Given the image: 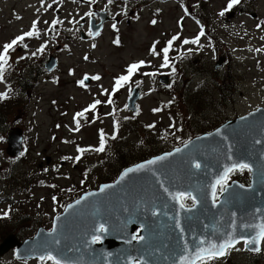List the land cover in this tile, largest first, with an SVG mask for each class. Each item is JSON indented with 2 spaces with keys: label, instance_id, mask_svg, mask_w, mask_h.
I'll return each instance as SVG.
<instances>
[{
  "label": "rangeland",
  "instance_id": "rangeland-1",
  "mask_svg": "<svg viewBox=\"0 0 264 264\" xmlns=\"http://www.w3.org/2000/svg\"><path fill=\"white\" fill-rule=\"evenodd\" d=\"M84 1L87 4L77 0H0V53L13 38L33 31L34 24L37 33L18 41L12 57L8 54L5 77L0 80V94H6V98H0V213L9 207L16 210L11 217L15 221L0 227L5 237L14 235L25 239L33 236L38 227L31 231L21 230L28 227L30 218L18 224L29 216L38 218L39 226L50 229L56 212L54 196L58 201L68 199L80 191L81 176L86 175L87 184L94 186L97 179L108 172L105 160L114 159L104 154L97 156L99 127L114 140L107 152L120 146L123 151L132 152L150 147L158 153L264 106L263 55L234 52L231 66L218 72L214 55L204 54L180 62L179 49L186 44L185 40L191 41L188 31L192 28L184 18L182 27L178 24L185 12L181 5L162 0H150L147 5L120 0ZM194 1L188 3L194 6L197 14L208 16L214 22L227 0H203L199 8ZM256 1L257 9L264 16V0ZM91 5L108 9L113 15L120 11L128 15L133 9L139 14L132 16V25L121 26L118 43L114 40L117 32L112 25H107L96 40H83L80 32L87 33V30L86 27L79 29L78 25L83 17L87 19L91 15ZM169 42L173 46L175 67H166L161 54V48ZM221 53L226 51L221 48ZM51 55L58 59L53 73L44 68ZM141 61L149 71L170 73L175 89L166 92L155 77L137 75L136 80L144 87L141 90L144 97L138 102L139 115L134 116L126 108L131 91L126 84L132 81L133 74L118 89L115 84L119 77L128 75L130 65ZM36 70L40 72L35 78L30 77ZM180 72L182 78H179ZM227 73L231 74L230 78ZM88 76L92 83L84 85L83 80ZM119 89L122 93L114 110L122 119L119 133L116 135V120L112 116L103 122L94 120L90 125L82 122L83 129L74 134V114L90 102L105 100ZM106 111L110 114L111 109ZM130 116L136 120L134 123L128 122ZM14 127L23 130L24 146L28 150L18 160H10L6 154V138ZM104 139L100 138L101 142ZM132 152L128 156L130 159L132 155L137 159L144 157V151ZM11 173L14 179L8 180ZM17 227L19 236L14 234ZM41 263L53 264L19 261L14 251L0 259V264ZM252 263L264 264V253L253 258L237 249L228 260L212 262Z\"/></svg>",
  "mask_w": 264,
  "mask_h": 264
},
{
  "label": "water",
  "instance_id": "water-1",
  "mask_svg": "<svg viewBox=\"0 0 264 264\" xmlns=\"http://www.w3.org/2000/svg\"><path fill=\"white\" fill-rule=\"evenodd\" d=\"M100 16L99 25L92 20L93 37L106 21L104 13ZM56 65L51 57L46 68L52 71ZM15 132L9 136L11 157L21 152L19 135L14 142ZM178 149L151 159L155 163H139L145 167L124 175L138 165L127 168L114 182L83 194L55 218V231L40 229L23 243L6 239L0 256L16 247L18 259L41 260L51 253L60 264H192L198 247L207 248L230 237L238 242L254 238L264 224V109L229 121ZM234 163L250 166L251 185L233 182L215 201L220 185L216 181ZM179 193L194 197L195 204L181 207ZM101 223L106 232L96 231ZM94 235L100 236V244L91 242ZM134 235L144 239L133 240ZM259 245L248 248L254 251ZM121 247L117 258H111L108 250Z\"/></svg>",
  "mask_w": 264,
  "mask_h": 264
},
{
  "label": "snow or ice",
  "instance_id": "snow-or-ice-1",
  "mask_svg": "<svg viewBox=\"0 0 264 264\" xmlns=\"http://www.w3.org/2000/svg\"><path fill=\"white\" fill-rule=\"evenodd\" d=\"M111 2V0H110ZM240 3V0H230V3H229V6L228 8L230 9L233 5L235 4H238ZM227 10V9H226ZM224 13L221 12V15H223ZM34 34H37L35 32V24L33 26V31H29L27 33H25L24 35L22 36H19L17 37L16 39H14L11 43H8L6 45H4V48H3V52L0 53V80L3 79V74H4V69H5V66L7 65L8 63V52L10 49H12L17 43L18 41H23L25 36H33ZM203 34V32H201V35ZM193 43L197 42V41H192ZM184 43H189V41L185 40ZM171 46V42H169V47ZM169 47H166L165 49H163V52H164V61H165V65H167V62H168V51H169ZM153 51H155V49H153ZM144 62L141 61L139 63H133L132 65L129 66V68L127 69V72H128V75H125V76H121L119 77L117 80H116V84H115V88L118 89L121 84L123 82H126L130 79V77L132 76V74L143 64ZM173 71H175V69H173ZM95 79H99V77H94ZM0 98H6V94H0ZM111 102V101H109ZM100 103L99 101H96L94 104H92L90 106L91 109H94L96 107V104ZM85 111H88L87 109ZM84 113L81 112V113H77V116H83ZM79 127V121H77V129ZM97 151H103V143L101 144V147L96 149ZM81 151H83V149H81ZM180 149H177V152H179ZM160 159H165V157H160ZM149 164H152V163H155V161H149L148 162ZM197 168L200 167L199 164H196L195 165ZM145 165H138L136 169H128L127 172H125L124 175H127L128 172H132V171H137L139 169H142L144 168ZM239 168L240 170H243L245 168H249L250 170V166L248 164H245V163H239V164H233L230 168H226L225 171H224V175L221 176L217 181H216V184H220L222 185L223 183L226 182L227 180V177H228V174L229 172L235 170ZM121 179H123V177H121ZM213 188H215V185H213ZM104 189L102 188L101 191H103ZM179 198L182 200L185 198V194L184 193H179ZM213 198H215V191H213ZM194 201H195V198L193 197L192 198ZM77 203H80V201H77ZM181 207H183V204H181ZM155 214V213H154ZM53 231H55V229H53ZM96 231L98 232H106L107 229L105 228L104 224L101 223L99 224L98 228L96 229ZM132 239L133 240H136V239H140V240H143L144 237L143 236H132ZM98 240H100V236H97V235H94L92 237V243H95L97 242ZM264 241V224H261L259 225V231L257 233V235L252 238V239H247L245 238L244 239V243L247 244V245H258L260 242ZM238 242L236 241L233 237H230L226 240H224L223 242L217 244V243H210L209 247L207 248H204V247H198L197 250H196V257H195V260L192 261V264H196V261H200L201 264H207L208 261H212V260H215L219 257H222V256H225L228 251L230 249L233 248L234 244ZM57 243H59L57 241ZM204 241H201V244H203ZM254 251H260V248L257 246L253 249ZM41 260H44V259H50V260H53L55 261V264H60V261L56 259V257H54L51 253H49L47 255V257H44V256H41L40 257ZM182 259H186V258H182Z\"/></svg>",
  "mask_w": 264,
  "mask_h": 264
},
{
  "label": "flooded vegetation",
  "instance_id": "flooded-vegetation-1",
  "mask_svg": "<svg viewBox=\"0 0 264 264\" xmlns=\"http://www.w3.org/2000/svg\"><path fill=\"white\" fill-rule=\"evenodd\" d=\"M134 2H140V3H145L147 5L148 1L150 0H133ZM245 0H243L241 2V5L237 6L235 11H232L229 13V15L223 17H219V19L226 24L227 26H229V33L231 35H239V34H244L245 39L247 40H251V39H264V16L261 15L262 12L260 9H257L258 7V3L256 0H246L245 4L243 5ZM235 8V7H234ZM97 11H101V10H97L96 6L93 8V12L90 16V20L91 18L94 16L95 12ZM109 13V11H107ZM136 14V11H132L130 12L129 16L131 18H134L132 16H134ZM236 14H241L243 16H238ZM235 15V16H234ZM125 17V13L121 12L118 16L114 17V28H118L121 26H126V25H132V22L130 20V18H124ZM84 20L86 21V18H84ZM250 22H252L251 24H256V27L243 33L244 29H246L245 26L251 25L249 24ZM85 24H87V21L84 23L83 26H85ZM89 26V25H88ZM87 26V28H89ZM237 34H234V33ZM222 56H219V59L222 60ZM225 58V63L228 62V59L226 57ZM223 66H224V60H223ZM219 70H217L218 72ZM221 71V70H220ZM227 75H229V78L231 77L230 73H227ZM247 255L253 257V258H259L261 257L262 254H249L247 253ZM252 264H259V263H252Z\"/></svg>",
  "mask_w": 264,
  "mask_h": 264
},
{
  "label": "trees",
  "instance_id": "trees-1",
  "mask_svg": "<svg viewBox=\"0 0 264 264\" xmlns=\"http://www.w3.org/2000/svg\"><path fill=\"white\" fill-rule=\"evenodd\" d=\"M112 140H109V143L107 145V150H108V146L110 145V143ZM106 150V153L104 155H106L108 158L110 159H114V160H105V164L106 166L108 167V172L104 174V176H100L97 181H96V185L94 186H91V185H88L87 183L82 186V188L80 189V191H87V190H91L93 188H96L100 183H105V182H109L113 179V177H115L117 175V173L124 169L127 165H129L128 163L133 161L135 159V161L137 160V157L132 155V159L128 158V156L130 155V153L132 151L130 150H122V148H120V146H118V148L116 150H113V148H110L109 151L107 152ZM140 151H144L143 153V156L146 157L148 156L149 152H150V149H143V150H140ZM138 151V152H140ZM147 151L148 153L146 154ZM138 152H132L133 154L135 153H138ZM117 167H119V169L117 170ZM110 168H111V171H110Z\"/></svg>",
  "mask_w": 264,
  "mask_h": 264
},
{
  "label": "bare ground",
  "instance_id": "bare-ground-1",
  "mask_svg": "<svg viewBox=\"0 0 264 264\" xmlns=\"http://www.w3.org/2000/svg\"><path fill=\"white\" fill-rule=\"evenodd\" d=\"M260 128V127H259ZM76 232V231H75ZM71 233H73L72 231H71ZM76 234H81L80 233V231L79 232H76ZM76 234H74V235H76ZM82 234H81V238H82ZM79 240V239H78ZM123 249V247H121V248H116V249H110V250H108L109 251V253L112 255V257L111 258H113V259H116L117 258V256L119 255V251H121Z\"/></svg>",
  "mask_w": 264,
  "mask_h": 264
}]
</instances>
